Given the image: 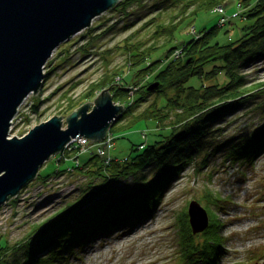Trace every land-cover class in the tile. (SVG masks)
Listing matches in <instances>:
<instances>
[{
    "label": "rangeland",
    "instance_id": "1",
    "mask_svg": "<svg viewBox=\"0 0 264 264\" xmlns=\"http://www.w3.org/2000/svg\"><path fill=\"white\" fill-rule=\"evenodd\" d=\"M197 1L200 0H139L125 9L115 5L95 17L88 28L53 50L43 68L41 88L23 100L11 121L8 137L22 136L54 114L63 115L60 118L65 127L68 114L87 101H92L88 105L90 110L94 98L112 83H118L120 87L112 84L107 90L113 102L120 104L115 91L119 90L120 93L125 82L131 80L133 71V67H128L130 58L127 49L141 53L139 59L146 57L149 52V60L152 58L154 61L159 56L164 59L167 45L169 48L179 46L194 35L190 32L192 27L198 32L202 27L219 24V15L215 12L200 10L184 20L175 31L173 39H170V25L189 13ZM234 1H221L227 17L238 10ZM246 23L240 16L232 17L230 22L219 26L214 41L226 44L236 40L242 35V27ZM244 74L246 86L252 89L260 87L264 83V62L249 66ZM130 83L129 87L135 90L136 85L145 83V77H138L136 85ZM198 83L196 76H191L186 85ZM170 91L167 90L168 93ZM251 93L252 98H256L229 112L215 124L223 128L221 138L237 137L248 129L264 124V114L259 108L260 92L257 88ZM132 94L125 104L133 100ZM144 98L114 125L112 122L109 132L115 140L111 155L123 157L130 152L132 145L135 147L142 142L152 143L169 133V124L161 122L157 125L155 118L141 113L154 100L157 106L164 105L165 96L152 92ZM157 106L149 110L155 113ZM169 114L174 116V112ZM57 159V155L51 156L39 169V174L42 176L74 166L72 160ZM195 166L196 161L181 172L180 177L164 191L154 212L142 222L129 229L117 228L110 236L95 239L86 246L82 258H70V263L182 264L178 260L180 236L183 233L180 227L182 218H179L193 199L207 208V197L211 196L209 190H212L221 194L222 199H228L227 205L226 202L223 204L227 207L226 211L213 205L209 208L212 211L214 209L222 222L219 233L226 239V252L219 256L217 264H264V253L261 254L264 252V152L255 158L252 165L246 167L231 163L224 152H218L205 166L199 165L197 170ZM76 169L52 174L45 181L37 178L28 183L29 187L23 189L19 198L14 196L2 204L0 242L19 246L35 226L43 225V222L71 209L72 204L80 201L88 183L92 181V185L97 187L102 181L101 177L91 179L86 172L88 168Z\"/></svg>",
    "mask_w": 264,
    "mask_h": 264
},
{
    "label": "trees",
    "instance_id": "2",
    "mask_svg": "<svg viewBox=\"0 0 264 264\" xmlns=\"http://www.w3.org/2000/svg\"><path fill=\"white\" fill-rule=\"evenodd\" d=\"M137 1L121 0L116 6L125 9ZM221 1H197L189 13L170 25V39L184 20L200 10L213 11L216 6H224ZM234 2L238 10L224 24L236 16L247 21L242 27V35L234 41L226 44L214 41L219 26L224 25L215 24L202 27L179 46L169 48L168 44L164 59L159 56L154 61L152 58L149 60L147 56L150 52L139 59L141 53L127 49L130 58L128 67H133V71L131 80L125 82L120 93L115 91L117 101L124 107L113 125L133 105L145 100V95L154 92L165 96V104L157 106L154 100L141 113L155 118L157 125L161 122L169 124V133L152 143L132 145L130 152L123 157L111 155L112 144L108 164L91 152L83 161L80 160L79 165L74 163L68 169L42 176L38 173L37 178L45 181L55 173L88 168L86 172L91 179L101 177L102 181L97 187L92 185V181L88 183L80 201L72 204L71 209L43 222V225L35 226L19 246L0 242V264H72L70 258H82L86 246L95 239L110 236L117 228L129 229L151 215L164 191L194 161L197 170L215 154L224 152L231 163L246 167L264 152V124L231 138H221L223 128L215 126L229 112L256 98H252L251 91L257 88L260 92L258 98H261L259 108L264 114V83L252 89L245 85L247 79L244 74L249 66L264 62V0ZM177 49L179 54L175 56ZM146 76L144 84L136 85L138 77ZM191 76H196L199 83L186 85ZM130 82L137 86L135 90L129 87ZM154 83L157 86L147 90ZM167 90L171 91L168 93ZM130 94L133 100L125 104ZM136 94L139 96L136 97ZM152 106H157L155 113L149 110ZM169 112H174V116H170ZM114 140L113 135V143ZM209 191L212 194L207 197L209 204L205 207L209 225L203 232H191L187 209L179 218H182L180 227L184 233L180 236L181 250L178 252V260L182 264H217L219 256L226 252V239L219 233L222 222L214 209L209 208L213 205L226 211L228 199H222L218 192ZM225 202L226 205H223Z\"/></svg>",
    "mask_w": 264,
    "mask_h": 264
},
{
    "label": "water",
    "instance_id": "3",
    "mask_svg": "<svg viewBox=\"0 0 264 264\" xmlns=\"http://www.w3.org/2000/svg\"><path fill=\"white\" fill-rule=\"evenodd\" d=\"M120 1L0 0V206L35 179L44 162L71 138L101 141L122 113L123 104L114 103L107 90L118 84L112 83L94 98L90 110L92 101H87L68 114L65 128L63 115L54 114L22 136L8 137L23 100L41 88L43 68L53 50ZM156 86L151 84L147 90ZM187 215L193 234L208 227V212L197 200L189 201Z\"/></svg>",
    "mask_w": 264,
    "mask_h": 264
},
{
    "label": "built area",
    "instance_id": "4",
    "mask_svg": "<svg viewBox=\"0 0 264 264\" xmlns=\"http://www.w3.org/2000/svg\"><path fill=\"white\" fill-rule=\"evenodd\" d=\"M213 11L216 14L220 15L219 18V24H224V22L228 19L227 16H225V9L224 6L219 5L216 6ZM234 16V14H233ZM190 32L192 34H196V30L194 27L190 29ZM175 56H178L179 54V49L175 51ZM148 76L145 77V80L147 79ZM89 139H84L80 137H74L71 138L64 146L63 148L58 151L55 154H58V159L59 158H65L72 160L76 165L79 164L78 157L85 155L87 152H94L99 155L100 158H102V161L104 164H108L111 161V156L109 154L110 148L112 147L113 144V136L109 132V129L106 132V135L104 136L103 140L101 141H95V142H88ZM88 142V143H87ZM87 143V145L84 147V145ZM76 148L78 152L72 148ZM69 152V153H67ZM54 154V155H55ZM23 193V188L21 189L20 193H18L15 197L19 198V196ZM1 233V231H0Z\"/></svg>",
    "mask_w": 264,
    "mask_h": 264
},
{
    "label": "bare ground",
    "instance_id": "5",
    "mask_svg": "<svg viewBox=\"0 0 264 264\" xmlns=\"http://www.w3.org/2000/svg\"><path fill=\"white\" fill-rule=\"evenodd\" d=\"M88 112H89V111H88ZM16 114H17V112H16ZM16 114H15V115H16ZM62 127H63V126H62ZM65 127H66V126H65ZM65 127H63V128H65ZM80 138L89 139V138H86V137H84V136H81ZM72 149H74V150H76V151L78 152V150H77L76 148L73 147ZM78 160H79V163H80L81 156L78 157ZM41 167H42V166H41ZM41 167H40V168H41ZM37 177H38V175H37ZM37 177H36L35 179H37ZM35 179H33V180H35ZM33 180H32V181H33ZM27 187H29V184H26V186H24V187H22V188L26 190ZM22 188H21V189H22ZM21 189H20V191H21ZM20 191H19L18 193H20ZM18 193H17V194H18Z\"/></svg>",
    "mask_w": 264,
    "mask_h": 264
},
{
    "label": "crops",
    "instance_id": "6",
    "mask_svg": "<svg viewBox=\"0 0 264 264\" xmlns=\"http://www.w3.org/2000/svg\"><path fill=\"white\" fill-rule=\"evenodd\" d=\"M86 157H87V155L83 156L82 158H84V159H85ZM76 170H78V169H76ZM76 170H74V172H76Z\"/></svg>",
    "mask_w": 264,
    "mask_h": 264
}]
</instances>
